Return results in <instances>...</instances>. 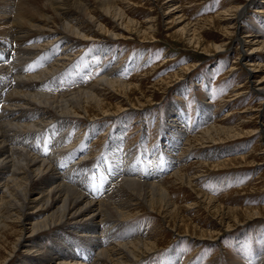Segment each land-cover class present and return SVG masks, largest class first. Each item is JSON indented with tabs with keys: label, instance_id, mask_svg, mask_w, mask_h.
Segmentation results:
<instances>
[{
	"label": "bare ground",
	"instance_id": "bare-ground-1",
	"mask_svg": "<svg viewBox=\"0 0 264 264\" xmlns=\"http://www.w3.org/2000/svg\"><path fill=\"white\" fill-rule=\"evenodd\" d=\"M125 2L129 0H0V264H11L19 255V264H137L141 257L155 251L159 243L147 242L145 232L131 223L135 215L132 207L155 212L181 235L197 239H216L221 235L218 231L202 230L182 216L181 208L161 182L148 183L143 179L141 182L144 176L162 179L169 167L172 172L179 165L177 160L167 168L159 165L163 169L144 170L140 166L138 177H130L128 167L132 164L124 162L126 153L121 152L119 129L115 135L117 144H108L113 152L103 151V158L99 156L101 159L97 158L95 163L106 160L114 165L107 180L99 169L90 168L92 157L86 147L90 138L104 129L101 125L82 129L84 126L70 122L74 117L93 121L124 111L123 105L114 106L103 99L109 91L120 93L132 103L136 101L135 94H144L139 85L110 80L107 76L83 91L70 88L66 93L65 84L60 82L65 74L73 75L72 66L67 63L74 49L80 46L78 43L70 45L73 38L83 41L102 35L125 38L133 34L144 39L155 38V20L148 21L150 27L142 28V24L128 19L122 11ZM254 3L256 0H249L239 12L238 23L246 14L245 8ZM159 4V9L165 12V21L173 16L186 21L175 0H159ZM237 9L231 10L234 16ZM229 12L223 15L230 16ZM104 18H110L114 26L107 27ZM225 30L227 36L234 37L233 25ZM184 37L189 47L201 49L204 46L197 31L184 32L181 38ZM245 37L248 40L245 45L242 43L244 51L249 47L250 55H256L263 49L257 36ZM224 47H213V53L223 52ZM248 62L255 73L261 70L259 64H253L249 58ZM77 64L81 69L87 66L83 58ZM77 74L76 71L72 76L70 87L85 82L86 75ZM177 78L174 75L169 82L163 80L157 85H168ZM255 85L264 94V77L257 79ZM60 91L64 93L59 94ZM137 103L143 105L138 97ZM171 106L175 113L181 112L187 123V114L181 106ZM236 135H239L236 129L215 126L194 140L214 144ZM179 137L176 141L180 142ZM164 148L157 145L154 155L162 156ZM110 155L113 161L108 159ZM234 163L230 160L207 166L219 168L234 166ZM90 169L91 174L87 173ZM89 176L96 180L91 186L90 179L88 186L85 183ZM172 177L191 186L192 179L180 172ZM98 181H103L104 192L98 190ZM195 192L206 211L220 217L218 221L229 230L243 216L252 218L263 213L261 209L227 212L213 198ZM49 232L52 236L47 243L42 235ZM179 253L170 250L160 264H178Z\"/></svg>",
	"mask_w": 264,
	"mask_h": 264
},
{
	"label": "rangeland",
	"instance_id": "rangeland-1",
	"mask_svg": "<svg viewBox=\"0 0 264 264\" xmlns=\"http://www.w3.org/2000/svg\"><path fill=\"white\" fill-rule=\"evenodd\" d=\"M248 1L175 0L186 20L181 22L177 16L165 21L159 0H129L122 4L126 17L142 24L144 29L150 27L148 21L155 20V38L144 39L137 34L125 38L102 35L93 40L73 38V43L70 42V45L78 43L80 46L72 54L68 53L71 60L67 66H72V76L76 71L77 75L83 73L86 76L85 82L70 87L74 77L65 74L60 79L65 84L64 92L70 88L83 91L107 76L110 80L139 85L144 93L135 94L133 99L136 101L132 103L120 93L109 91L103 99L114 106L123 105L124 111L93 121L82 117L71 119L72 125L84 126L82 129L91 125H101L104 129L86 145L87 154L92 157L93 166L90 168L100 166L95 163L97 158L103 157L105 150L110 149L108 144H117L115 135L120 129V148L123 155L126 153L124 162L132 164L128 167L130 177H138L142 169L167 168L177 160L179 165L162 179L144 176L141 182L142 179L148 183L161 182L169 190L170 198L181 208L182 216L202 230L221 234L216 239L181 235L155 212L132 207L135 215L131 223L145 232L147 242L159 243L155 251L141 257L137 264H160L172 249L180 252L178 264L198 261L199 264H264V94L255 85L257 79L264 77V0H256L250 5L239 24L238 14ZM236 8L239 11L237 9L234 16L231 10ZM228 11L230 16H224ZM109 19L104 18L103 23L107 27L114 26ZM231 25L234 26V37L226 35L225 28ZM193 31L201 34L204 43L201 49L189 47L187 39L181 38L182 33ZM249 34L257 36L260 47H263L256 55H250L249 47L247 51L242 48V43L245 45L248 40L245 36ZM219 46H225L223 52L213 53V47ZM204 48L210 52L207 54ZM81 58L87 65L84 69L77 64ZM248 58L253 64H259L261 70L259 68L258 73L254 72ZM174 75L178 78L168 85H157L163 80L169 82ZM137 97L142 106L137 103ZM172 104L181 106L187 114V123L181 112L175 113ZM215 126L236 129L239 135L214 144L195 142L194 138ZM177 136H180V142L176 141ZM159 144L165 147L162 156L154 155ZM149 150L152 152L148 153ZM212 154L215 157L211 158ZM230 160L235 161L234 166H207ZM90 172L91 169L87 173ZM176 172L191 178V186L172 177ZM101 187L100 192H104L106 188ZM195 190L213 198L227 212L231 209H261L263 213L252 218L243 216L229 230L218 221L220 217L209 210L207 212V208L200 204ZM51 236L52 232L42 235L47 238V243ZM20 257H15L11 264H19Z\"/></svg>",
	"mask_w": 264,
	"mask_h": 264
},
{
	"label": "water",
	"instance_id": "water-1",
	"mask_svg": "<svg viewBox=\"0 0 264 264\" xmlns=\"http://www.w3.org/2000/svg\"><path fill=\"white\" fill-rule=\"evenodd\" d=\"M249 7V6H248ZM245 9H247V8H245Z\"/></svg>",
	"mask_w": 264,
	"mask_h": 264
}]
</instances>
